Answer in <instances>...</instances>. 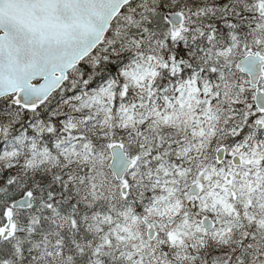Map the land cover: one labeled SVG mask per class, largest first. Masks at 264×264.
Listing matches in <instances>:
<instances>
[{"label":"snow or ice","instance_id":"obj_1","mask_svg":"<svg viewBox=\"0 0 264 264\" xmlns=\"http://www.w3.org/2000/svg\"><path fill=\"white\" fill-rule=\"evenodd\" d=\"M0 264H264V0H0Z\"/></svg>","mask_w":264,"mask_h":264}]
</instances>
